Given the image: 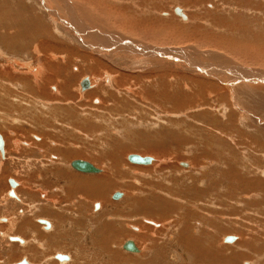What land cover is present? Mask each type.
<instances>
[{
    "label": "rangeland",
    "instance_id": "1",
    "mask_svg": "<svg viewBox=\"0 0 264 264\" xmlns=\"http://www.w3.org/2000/svg\"><path fill=\"white\" fill-rule=\"evenodd\" d=\"M93 1L0 0V264L20 260L21 250L14 258L5 256L11 241L27 235L17 227L22 219L34 226L43 249L48 240L39 220L51 222V250L44 256L66 258L68 252L73 264H264V0H106L110 15L113 7L123 13V7L131 8L138 20L166 25V34L156 22L131 26L139 36L106 28ZM125 17L115 26L127 23ZM74 25L84 26L86 35L90 30L104 34L105 39L94 37L105 43L116 35L124 46L116 41L115 49L103 50L80 38ZM8 41L12 47L7 48ZM49 41L50 46L62 44L59 50H71L74 57L64 53L66 58L48 60L39 48L40 42ZM136 55L145 61L132 65ZM29 71L48 84L55 75L52 93L39 88L43 83H32L30 95H9L16 88L24 90L26 83L8 81L7 72L23 81L34 78ZM246 71L256 73V83H222L224 76L250 78ZM84 80H90L91 88L80 89ZM64 86L68 102H63L64 93L57 94ZM217 87L228 93H209ZM131 155L154 162L133 164ZM78 160L100 172L77 171L72 163ZM58 168L61 176L55 174ZM66 180L72 184L68 192L61 184ZM115 193L123 197L115 200ZM168 205L170 211L163 214ZM152 207L158 208L156 214L146 215ZM177 214L189 224L183 237L202 234L218 251L231 247L236 254L224 249L228 261L209 254L207 244L204 250L186 248L182 228L172 222ZM74 218L87 222L81 223L85 230L78 231ZM98 221L105 225L99 233ZM241 236L252 248L236 246ZM229 237L235 240L228 243ZM75 238L84 242L82 250ZM62 240L77 247L73 256ZM133 240L140 253L124 249ZM237 252H242L241 260L234 257ZM199 254L206 258H197ZM61 263L68 264L65 259Z\"/></svg>",
    "mask_w": 264,
    "mask_h": 264
},
{
    "label": "bare ground",
    "instance_id": "2",
    "mask_svg": "<svg viewBox=\"0 0 264 264\" xmlns=\"http://www.w3.org/2000/svg\"><path fill=\"white\" fill-rule=\"evenodd\" d=\"M43 1V0H42ZM44 1H46V0H44ZM54 1V0H53ZM63 1V0H62ZM69 1V0H68ZM73 1H75V0H73ZM77 1V0H76ZM118 1V0H117ZM123 1H128L127 2V4L130 2V1H132V4L134 3L133 1H135V2H139V3H141V2H143V0H123ZM49 2V1H48ZM71 2V1H70ZM94 3H93V6L95 7V9H97L98 10V12H96L99 16H100V20L102 19L103 20V23H104V25H105V27L106 28H114V30H117V31H120L121 30V28H124L125 29V31L126 30H128V32L126 33V34H130V35H132L133 33L134 34H136L137 36H139V33L137 32V30L136 29H133V30H131L130 29V27L131 26H133L134 27V25H139V26H142L141 24H144V26L146 25V26H151V23L150 22H156L158 25H161L160 27H161V29L162 30H165V32L163 33V34H166L167 33V31H166V25L163 23H158L157 21L158 20H151V19H148V20H142V19H140V20H138V18L135 16V15H132L130 12H129V9H131V8H125V7H123L125 10V12L127 13V16H126V13L124 12L123 13V11H122V9L120 8V7H113V15H110L109 13H108V10H110L112 7H110V9H108L107 8V6H104L106 3H107V1L106 0H101V2H100V0H95V1H93ZM64 3H65V1H64ZM78 3H82V4H85V3H83L82 1H80V2H78ZM138 3V4H139ZM67 4V3H66ZM70 4V3H69ZM72 4V3H71ZM110 4V3H109ZM65 5V4H64ZM90 5V4H89ZM66 6H68V5H66ZM71 6V5H70ZM69 6V8H71ZM83 6V5H82ZM112 6V5H111ZM65 7V6H64ZM132 7V6H131ZM135 7V6H134ZM134 7H132V8H134ZM137 7V6H136ZM65 8H67V7H65ZM89 8V7H88ZM139 8V7H138ZM141 8V7H140ZM78 9L80 10V11H82L83 12V8H81V7H79L78 6ZM142 9H143V7H142ZM68 10V9H67ZM69 10H71V9H69ZM75 10V9H74ZM134 10L135 9H133V12H134ZM94 9H92L91 10V14H95L94 13ZM131 11V10H130ZM137 10H135V12H136ZM177 13L179 12L180 13V11L181 10H175ZM250 11V10H249ZM68 12V11H67ZM182 12V11H181ZM70 13V12H69ZM77 13V12H76ZM57 14V13H56ZM58 15V14H57ZM59 15H60V13H59ZM76 15V14H75ZM78 15V14H77ZM164 15V14H163ZM181 15V14H180ZM61 16V15H60ZM71 16V15H70ZM74 16V15H73ZM73 16L71 17V19H73V20H75L74 18H73ZM126 16V17H125ZM59 17V16H58ZM79 17V16H78ZM124 17L127 19V23L126 22H122L123 24H120V25H122L120 28H118L117 26H115V25H117L118 23H120V21L119 22H117V20L119 19H124ZM181 18H185V19H187L183 14L180 16ZM62 18V17H61ZM76 18V17H75ZM79 19V18H78ZM145 19V18H144ZM147 19V18H146ZM101 20V21H102ZM79 21H80V19H79ZM126 21V20H125ZM68 22V21H67ZM83 22V21H82ZM72 24H76L75 22H73ZM157 25V26H158ZM21 26V25H20ZM81 26L82 25H80V28H75V25L73 26L76 30L75 31H77L78 32V34H79V37L80 38H89V39H91L90 41H91V43L93 42V43H95L96 45L98 44V47H99V45L102 47V49L103 50H105V49H107L108 51H112V47H114V49L117 47V46H115L116 45V41H117V38H119V37H117L116 35L114 36L113 35V37L110 35L109 37H111V39L113 38V40H112V42L111 41H109V40H107L108 42H102V41H100V40H98L97 38H95L94 36V34H96V35H98L99 37H101L100 39H105L106 37H105V35L104 34H101V33H99L98 31L97 32H92L91 30L88 32V35H86L85 34V31L86 30H84V26H82V27H84V28H81ZM86 26V25H85ZM123 26H126V27H123ZM29 27H31V26H29ZM19 28V27H18ZM15 29V28H14ZM20 29V28H19ZM35 29V28H34ZM37 29V28H36ZM21 30V29H20ZM40 30V29H39ZM22 31V30H21ZM37 31V30H36ZM88 31V30H87ZM112 31V30H111ZM117 31H113V32H117ZM234 31V30H233ZM143 32H145V31H143ZM157 32V31H156ZM76 33V32H75ZM87 33V32H86ZM111 33V32H110ZM158 33H162V32H159L158 31ZM23 34V33H22ZM37 34H38V31H37ZM62 34V33H61ZM77 34V33H76ZM84 34H85V36H84ZM106 34V33H105ZM160 35V34H159ZM153 36H154V34H153ZM223 36V35H222ZM93 37H94V39H93ZM150 37V36H149ZM12 38V37H11ZM42 38V37H41ZM77 38V37H76ZM108 39V38H107ZM110 39V40H111ZM234 39V38H233ZM79 40V39H78ZM85 39H81V41H82V43L83 42H85L84 41ZM9 41H10V38H9ZM9 41H8V45L9 46H7V48H9V47H12V46H10V43H9ZM12 41H15V40H12ZM50 42V41H49ZM49 42H40V48L39 49H41V51H43V52H46L45 54H47V58H48V60H51L52 59V57H53V59H56L58 56L57 55H61L62 56V58H66V55L69 57V58H73L74 57V55L72 54V52H71V50H69L70 52H66V51H60L59 49H60V47L61 46H63L62 44H59V43H57V44H55V42H54V45L52 46H50V44H51V42L49 43ZM129 42V41H128ZM128 42H126V43H128ZM230 42V41H229ZM6 43H7V41H6ZM85 43H88V42H85ZM90 43V42H89ZM90 43V44H91ZM125 42L123 41V42H121V40H118L117 41V44H121V45H123ZM105 44V45H104ZM164 44V43H163ZM228 44H230V43H228ZM86 45H88V44H86ZM92 45V44H91ZM130 45V44H129ZM203 45H205L206 47H208L209 45H208V43H205V44H203ZM38 46V45H37ZM36 46V44H35V42H34V47H37ZM49 46V47H48ZM104 46V47H103ZM111 46V47H110ZM124 46V45H123ZM126 46V45H125ZM131 46V45H130ZM122 47V46H121ZM210 48L212 47V46H209ZM14 48V47H13ZM25 48H28V49H30L31 48V44H28L27 45V47H25ZM54 48V49H53ZM92 48H94L95 49V45H92ZM133 48V47H132ZM212 48H216V47H212ZM235 48V47H234ZM55 49H57V50H55ZM113 49V50H114ZM156 49H157V47H156ZM38 50V49H37ZM96 50V49H95ZM100 50V49H99ZM128 50V49H127ZM130 50V49H129ZM133 50V49H132ZM159 50H161V49H159ZM164 50V49H163ZM162 50V51H163ZM13 51H15V48H14V50ZM107 51V52H108ZM115 51V50H114ZM122 51V50H121ZM138 51V50H137ZM175 51V50H174ZM243 51V50H242ZM246 51V50H245ZM252 51H253V49H252ZM120 52V51H119ZM155 52V51H154ZM164 52H166V51H164ZM169 52H171V51H169ZM178 52V51H177ZM240 52V51H239ZM254 52V51H253ZM34 53H36V52H34ZM57 53V54H56ZM66 54V55H62V54ZM109 53V52H108ZM112 53H114V52H112ZM115 53H116V51H115ZM114 53V54H115ZM121 53V52H120ZM148 53V52H147ZM156 53V52H155ZM186 53H188V52H186ZM241 53V52H240ZM244 53V52H243ZM242 53V54H243ZM41 54V53H40ZM39 54V55H40ZM122 54V53H121ZM128 55H129V53H127ZM133 54V53H132ZM136 54V53H135ZM143 54H144V51H143ZM38 55V56H39ZM108 55V54H107ZM126 55V54H125ZM128 55H127V57H128ZM141 55V54H140ZM151 55V54H150ZM177 55V54H176ZM244 55V54H243ZM246 55V54H245ZM245 55H244V57H245ZM4 56V55H3ZM37 56V57H38ZM136 56H138V55H136ZM135 56V58L136 59H134L133 61H130V63L132 64V65H135V64H137V63H140L141 61H145V59L144 60H142L141 58H139V56H138V58ZM145 56H147V54L145 55ZM149 56V55H148ZM184 56V55H183ZM202 56H205V54H203ZM247 56V55H246ZM119 57H121V56H119ZM132 57V56H131ZM186 57H188L187 55H186ZM248 57V56H247ZM114 58H116V57H114ZM146 58H148V57H146ZM212 58V57H211ZM246 58V57H245ZM31 60H32V57L30 58ZM120 59V58H119ZM127 59V58H126ZM129 59V58H128ZM139 59V60H138ZM184 59V57L182 58V57H179V60H183ZM250 59V58H249ZM9 60V59H8ZM7 61V60H6ZM58 61V60H57ZM189 61V60H188ZM251 61V60H250ZM13 62H15L16 63V60L15 61H13ZM30 62V61H29ZM97 62V61H96ZM96 62H95V60H94V62L93 63H95V67H97L96 66ZM123 62V61H122ZM169 62V61H168ZM229 62V61H228ZM8 63V62H7ZM27 63V62H26ZM48 63V61H46V64ZM127 63V62H126ZM129 63V62H128ZM165 63V62H164ZM195 63L199 66V61H196L195 60ZM17 64V63H16ZM41 64V63H40ZM178 64V63H177ZM251 64V63H250ZM12 65V64H11ZM19 65H20V62H19ZM25 65V64H24ZM30 66V65H29ZM145 66V65H144ZM179 66V65H178ZM211 66H213V65H211ZM211 66H210V68L208 69V71H209V73H211ZM231 66V65H230ZM10 67H12V66H10ZM14 67H16V66H14ZM43 67V66H42ZM50 67V66H49ZM68 67V66H67ZM179 67H181L182 68V66L180 65ZM203 67V66H202ZM225 67V66H224ZM264 67V66H263ZM22 68V67H21ZM56 67H50V69H51V71L52 72H54ZM184 68V67H183ZM208 68V67H207ZM232 68V67H231ZM39 69V68H38ZM223 69H225V68H223ZM222 69V70H223ZM262 69V68H261ZM90 70L91 71H93V66L90 68ZM202 70V69H201ZM217 70V69H216ZM239 70V69H238ZM14 71V70H13ZM34 71H37V70H35V68L34 69H31V72L33 73ZM207 71V72H208ZM215 71V70H214ZM225 71V70H224ZM223 71V72H224ZM234 71H235V69H234ZM242 71L243 70H241V71H239V73L241 72V74H242ZM15 72L16 73H19L18 72V69H15ZM226 73L228 72V73H230L231 75H232V73L233 72H231V71H229V70H227V71H225ZM8 73V81H11V80H17L18 82H20V83H26V84H22L23 85V87H24V90H21V91H18V92H16L17 90L15 89V92H12L10 89H8V92L9 91H11L10 93H9V95H16V94H19V95H16L18 98H20V97H25V96H27V95H30L29 93H30V90H31V87H32V83H34L35 85V87L36 86H38V85H40V84H44V86H40L39 88H46L47 90H50V93H52L51 91V88L52 87H50V85H52V83H55L56 82V76L55 75H52L49 79H48V82H51L50 84H48L47 82H44V80L43 81H41L40 80V78L38 77V76H32L31 74H30V71L29 72H27L28 73V75L29 76H31V77H34L32 80L31 79H27V78H25V80H20V79H18V77H14V76H10L9 74H11L10 72H7ZM23 73H25V72H23ZM34 74V73H33ZM38 74V73H37ZM215 74V73H214ZM237 74H238V72H237ZM244 74V73H243ZM251 75L250 76V78H241V77H236L235 78V80L233 81L231 78H230V76L229 77H225L224 76V78H222V83H223V80H225V82L224 83H226V84H228V85H230V86H234V84H237V83H239L240 81H241V83H243V82H249V83H251V84H253V83H256V80H254L253 78H252V76H254V75H256V73H254L253 74V72H251V71H246L245 72V75ZM41 74H39V76H40ZM209 75V74H208ZM235 75V74H234ZM239 75V74H238ZM237 75V76H238ZM114 76V75H113ZM241 76V75H240ZM243 76V75H242ZM41 77V76H40ZM146 77H148V76H146ZM151 77V76H150ZM222 76H220V78H221ZM233 77V76H232ZM90 79V78H89ZM85 81V80H84ZM83 81V82H84ZM87 81V85H83V82H82V86L79 84V87H80V89L83 87V88H91L90 87V84H91V82H90V80H86ZM95 81V80H94ZM148 81V80H147ZM221 81V80H220ZM151 82V81H150ZM150 82H149V84H150ZM153 83V82H152ZM18 86V84H16V87ZM247 86V85H246ZM33 88V87H32ZM53 88H55V87H53ZM65 86L64 87H62L61 89H57L58 90V92H57V94L58 93H64L66 96H67V98L64 96L63 98V102L64 101H66V102H68V93H66L67 91L65 90ZM82 88V90H84ZM130 89V88H129ZM224 90L226 93H228L227 92V90H225L224 88H220V87H217V88H215L213 91H210L209 93H215V92H219L220 90ZM61 90H62V92H61ZM14 91V90H13ZM229 91V90H228ZM80 93V92H79ZM126 94V93H125ZM135 94V93H134ZM220 95H224V93H219ZM20 96V97H19ZM127 96V95H126ZM217 96V95H216ZM54 97L56 98L57 96L56 95H54ZM213 97H215L214 95H213ZM21 99V98H20ZM19 100V99H18ZM57 100H59V98L57 99ZM60 101V100H59ZM208 102V101H207ZM62 103V102H61ZM217 103V102H216ZM81 108V107H80ZM242 115V114H241ZM67 117V116H66ZM20 126V125H19ZM223 130V129H222ZM5 131V130H4ZM12 132V131H11ZM1 133H4V134H6L5 132H3V131H1ZM2 137V136H1ZM254 137V136H253ZM3 139V138H2ZM43 139V138H42ZM37 140V139H36ZM48 141V140H47ZM42 142V141H41ZM16 144H18V143H16ZM42 145H43V142L42 143H40V147H42ZM51 145H52V143H51ZM19 146V145H18ZM16 148V147H15ZM19 148V147H18ZM50 148V147H49ZM245 149V148H244ZM0 151L1 152H4V144H3V147H2V149H0ZM41 151H42V149H41ZM244 151V150H243ZM246 151V150H245ZM42 153V152H41ZM78 156V155H77ZM80 156V155H79ZM132 156V155H131ZM129 158H130V156H129ZM145 158H147V157H145ZM149 159H150V161L147 163V164H144V165H148V164H152V162H154L153 161V159L152 158H150L149 157ZM98 160V159H97ZM78 161H81V160H78ZM130 161V160H129ZM74 162H76V161H74ZM73 162V163H74ZM83 162H85V161H83ZM131 162V161H130ZM213 162V161H212ZM73 163H72V167L74 168V169H76L74 166H73ZM131 163H133V162H131ZM184 163V162H183ZM133 164H135V163H133ZM139 165H141V164H139ZM143 165V166H144ZM181 165V164H180ZM187 167H188V165L187 164H185ZM149 166V165H148ZM182 166V165H181ZM191 166V165H190ZM205 166V165H204ZM206 167V166H205ZM72 168V169H73ZM95 168V167H94ZM202 169V168H201ZM77 170V169H76ZM77 171H79V170H77ZM79 172H83V171H79ZM100 171L98 170V169H94V171H89V172H83V173H93V174H98ZM184 172V171H183ZM145 173H146V171H145ZM55 174L57 175V176H61L60 175V172H59V168L58 169H55ZM55 179V178H54ZM13 180V179H12ZM15 181V180H14ZM14 181H10V183L12 184V185H14V183L16 182H14ZM16 185H18V183L16 184L15 183V186ZM79 187V186H78ZM255 187V186H254ZM252 190V189H251ZM261 190H263V189H261ZM256 191V190H255ZM98 192V191H97ZM101 194V193H100ZM102 195V194H101ZM115 195H118L119 197L118 198H115ZM115 195H114V199L115 200H118V199H120L121 197H123L122 196V193L120 194V193H115ZM260 195V194H259ZM13 196H15L14 194H13ZM97 197H96V200L97 199H100V195H96ZM103 197V196H102ZM18 198V197H17ZM105 199V198H104ZM180 201V200H179ZM49 202V201H48ZM181 202H183V201H181ZM140 203L141 202H139V205H140ZM56 207V206H55ZM98 207H100L99 205H96L95 206V208H98ZM154 208H156V210H154ZM169 208V209H168ZM99 209V208H98ZM157 207H152V209H150V210H148V212H145V214L146 215H152V214H156V212H157ZM170 211V206L168 205V207L167 208H164L163 209V211H162V213L164 212V213H167V212H169ZM175 212V211H174ZM173 212V213H174ZM139 212H137V214H138ZM141 213V212H140ZM161 213V212H160ZM163 213V214H164ZM264 213V212H263ZM73 215V214H72ZM143 215V214H142ZM80 216V215H79ZM149 217V216H148ZM149 218H151V217H149ZM174 218L176 219V220H174ZM172 220V222L173 223H175L176 222V224L174 225L175 227H181L182 228V230H181V234H180V236L183 238L181 241L183 242V245L187 248H192V245H195L196 246V248L194 247L193 249H200L201 248V250H204V248H205V244H207V248H205V249H207V250H209V254L210 253H212L213 254V256L216 258V257H220L221 259H227L228 261L230 260V257H228L226 254H225V252L223 251L224 249H225V251H228V250H230L229 251V253L232 251V252H234L233 253V255L234 254H236L235 252V250L233 249V248H224L222 251L221 250H219L218 251V248L216 247L217 246V244L216 243H214V242H212V241H208L206 238H204L203 236H202V234H199L198 236L196 235V236H190V237H183V233H184V231H187V228L189 227V224H188V222L184 219V221H183V219H182V217H180V214H177L175 217H174ZM120 220V219H119ZM37 221V220H36ZM147 221V220H146ZM41 223L43 224V225H45L44 227L46 228V229H50V228H53L52 226H53V224L51 223V222H49L48 220L46 221V220H41ZM81 223H83V225L85 224V223H87V222H82L79 218H77V219H75L74 218V225H75V227H77V226H81ZM152 223V222H151ZM154 223V222H153ZM156 224V223H155ZM153 226L155 227V225L153 224ZM83 227H87V226H83ZM207 229V228H206ZM209 229V228H208ZM85 230V229H84ZM184 230V231H183ZM193 230L195 231V228H193ZM209 230H211V227H210V229ZM140 233V232H139ZM195 233V232H194ZM114 234V233H113ZM115 235V234H114ZM210 236H212V233H210L209 234ZM241 235H242V233H241ZM247 235V234H246ZM243 236H244V234H243ZM19 238V237H18ZM142 237L140 236L138 239H141ZM231 239L232 238V240L231 241H229L228 239ZM229 238H225L226 239V241L228 242V243H231V242H233L234 240H235V238L234 237H229ZM239 238V237H238ZM241 238H242V236H241ZM247 238H249V236L247 235ZM137 239V238H136ZM135 239V240H136ZM203 239H204V241H203ZM22 241V240H21ZM134 241V240H133ZM137 241V240H136ZM225 242V241H224ZM223 242V243H224ZM251 242V241H250ZM250 242H247V240L245 241V238H242V240L236 245L238 248L239 247H242V249H250V248H252V246H250V245H252V243H250ZM127 243V242H126ZM125 243V244H126ZM203 243V244H202ZM21 243H19V245H20ZM125 244H124V246H125ZM134 244V243H133ZM220 244V243H219ZM42 245V244H41ZM234 245V244H233ZM238 245H240V246H238ZM249 246H250V248H249ZM134 247H135V249L134 248H130L129 250L128 249H126L128 252H133L134 254L135 253H137V252H139L140 253V251H138V248H136V245H134ZM236 247V248H237ZM248 247V248H247ZM125 249V248H124ZM191 250V249H190ZM241 250V249H240ZM144 251H146V250H144ZM152 251V250H151ZM197 252H198V250H197ZM132 253V254H133ZM238 254L237 255H235L234 257H237V258H239L240 260H241V256L243 255L242 254V252H237ZM112 254V253H111ZM233 255H231V256H233ZM57 256H58V254H57ZM60 256H62V255H60ZM67 256V255H66ZM68 257H70V256H68ZM228 257V258H227ZM245 257L247 258V256H246V254H245ZM197 258H204V257H202V255H197ZM206 258V257H205ZM204 258V259H205ZM236 258V259H237ZM27 261V260H26ZM236 261V260H235ZM21 262V261H20ZM67 262V261H66ZM148 262V261H147ZM238 261H236V263H237ZM19 263V262H18ZM29 263V262H28ZM54 263V262H53ZM244 263L245 264H250V263H248V262H245L244 261ZM10 264H13V263H10ZM17 264V263H16ZM62 264V263H61ZM64 264H66V263H64Z\"/></svg>",
    "mask_w": 264,
    "mask_h": 264
},
{
    "label": "flooded vegetation",
    "instance_id": "3",
    "mask_svg": "<svg viewBox=\"0 0 264 264\" xmlns=\"http://www.w3.org/2000/svg\"><path fill=\"white\" fill-rule=\"evenodd\" d=\"M9 183H10V181H9ZM61 184H63V186L66 188L65 190L67 192L69 191V189H71L69 187H71L72 184L69 180L61 182ZM10 185L12 187H15V183H14V185H12L10 183ZM72 189H75V188H72ZM64 195L67 196V195H69V193H67V194L65 193V194H63V196ZM72 204H73V201H72V203H69L68 208H72ZM66 209H67V207H66ZM63 212H65V209ZM39 222L41 223V220H39ZM5 224L8 225L7 222ZM41 225L43 226L42 223H41ZM96 225H97L96 229L98 228V230H97L98 233L101 231V229H105V225H102V224L100 225L99 221L96 222ZM44 226H43V228H45ZM17 227L18 228L21 227L20 233L22 232V233L27 234V235L26 236H20L19 235L20 241H16V240L11 241L12 243L10 245L6 246V256H5L6 259L14 258V256L17 255L16 251L21 250L20 251L21 255L19 257L20 260H18L16 262H12L13 264H16V263L17 264H48V263L49 264H55V263L60 264L61 261H64V259H65V261L68 262V264L74 263V260H72L71 255L68 252L65 254V256L67 255L66 258H63L64 254H62V256H60V255L57 256V253H55L53 255L54 256L53 258H49L50 255L44 256V254H49V252L51 250V249H49L50 248L49 246L51 245L52 238H47V234L50 233L51 231L48 232L47 229H45V232H46L45 240H48V241L43 242V243L47 244L46 248L43 249L42 245H38L39 243H42V242L38 241L39 237L37 236L36 231H35L36 229L34 228L33 225L29 224L25 219L24 220L22 219L21 222L19 223V226H17ZM69 227L70 226H68V228ZM85 228L86 227L78 226L77 229H78V231H80V230H83ZM28 234L31 235V237H29L30 238L29 242L26 240ZM75 241H76V238H75ZM60 242L63 245L64 249L71 252L72 256H73L75 253V249H77V247L74 245V243L71 242L70 240H62ZM132 242L134 243V245H136L134 241H132ZM19 243H21V244L19 245ZM76 243H77V246L80 247V250H82L83 249L82 245L84 244V242L83 241H81V242L76 241ZM136 248H137V245H136ZM81 254H82V252H81ZM82 255L84 257V254H82ZM68 256H70V257H68ZM84 259H85V257H84ZM3 261H4V259H3ZM0 262H2V261H0ZM81 264H86V262L84 261Z\"/></svg>",
    "mask_w": 264,
    "mask_h": 264
},
{
    "label": "water",
    "instance_id": "4",
    "mask_svg": "<svg viewBox=\"0 0 264 264\" xmlns=\"http://www.w3.org/2000/svg\"><path fill=\"white\" fill-rule=\"evenodd\" d=\"M83 85L84 86L87 85V81L86 80L83 82ZM3 144H4V141H3L2 137L0 136V149H2ZM129 160L131 162L135 163V164H147L150 161L149 158H143V157L138 156V155H132V156H130ZM73 166L77 170L83 171V172L94 171V169H95L94 166L91 163L83 162V161H76V162L73 163ZM118 197H119L118 195H115V198H118ZM228 240L231 241L232 238L231 239L229 238ZM129 247L135 249L134 244H133L132 241H128L125 244V246H124V248L125 249H128V250L130 249Z\"/></svg>",
    "mask_w": 264,
    "mask_h": 264
}]
</instances>
